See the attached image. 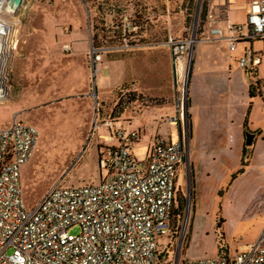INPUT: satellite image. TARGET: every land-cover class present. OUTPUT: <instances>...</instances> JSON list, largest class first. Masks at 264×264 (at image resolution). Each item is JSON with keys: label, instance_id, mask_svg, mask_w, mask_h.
Wrapping results in <instances>:
<instances>
[{"label": "rangeland", "instance_id": "1", "mask_svg": "<svg viewBox=\"0 0 264 264\" xmlns=\"http://www.w3.org/2000/svg\"><path fill=\"white\" fill-rule=\"evenodd\" d=\"M206 3L223 18L232 0H24L16 12L5 5L0 17L12 26L18 47L3 71L0 129L17 118L40 133L22 173L28 208L57 184L101 182L99 135L107 132L97 125L103 121L144 130L136 149L141 163L152 135L169 140L177 128L178 138L186 136L188 158L178 190L181 215L173 221L179 231L173 246L163 248V264L233 257L258 240L264 230V77L248 120L256 141L242 153L229 149L233 156L223 158L215 174H205L200 190L194 180L186 82L198 42L208 37ZM171 38L195 41L185 53L181 82V66L167 47ZM180 113L181 121L171 125Z\"/></svg>", "mask_w": 264, "mask_h": 264}, {"label": "built area", "instance_id": "2", "mask_svg": "<svg viewBox=\"0 0 264 264\" xmlns=\"http://www.w3.org/2000/svg\"><path fill=\"white\" fill-rule=\"evenodd\" d=\"M222 22V17L208 11V38L226 40L231 52L242 42L264 40V0L251 2L245 24H228L225 31ZM13 34L12 26L0 17L4 69L15 48ZM194 42L171 38L167 43L178 66L185 63V53ZM259 64L249 50L239 61L250 73ZM177 77L183 81L180 70ZM181 119V113L172 117L171 125ZM97 126L107 132L99 135L101 182L57 184L30 208L22 173L33 159L40 133L17 118L0 129V264H160L163 248L172 244L179 170L188 158L186 136L179 134L177 140L155 136L141 163L136 156L143 138L140 129L117 126L114 120ZM75 228L79 232L71 233ZM164 238L169 240L167 245L162 243ZM185 264H264V230L233 257L188 259Z\"/></svg>", "mask_w": 264, "mask_h": 264}, {"label": "crops", "instance_id": "3", "mask_svg": "<svg viewBox=\"0 0 264 264\" xmlns=\"http://www.w3.org/2000/svg\"><path fill=\"white\" fill-rule=\"evenodd\" d=\"M252 1L232 0L223 17L222 26L225 31L228 24L246 23ZM248 50L260 59V64L252 73L239 65L240 59ZM261 77H264V40L242 42L238 44L235 52L230 51L226 40H212L207 37L198 42L188 87L192 125V137L188 147L194 166L196 188H203L204 181V184L207 183L205 174H215L219 167L222 168L223 158L227 155L233 156L231 151L238 150V153H242L248 148L244 131L246 124L250 133L255 134L254 142L256 141V130L248 120L258 98L254 93L260 89ZM121 127L125 128L123 125ZM239 127L243 132L237 129ZM135 129H140L143 136L146 134L141 128ZM175 132L170 140L178 139L177 128ZM157 134L159 135L155 136L167 137L165 134ZM155 136L150 137L149 144ZM215 158L218 159V166L213 162ZM183 167L179 170V188ZM211 180L216 186L217 180ZM221 184L222 180L219 186Z\"/></svg>", "mask_w": 264, "mask_h": 264}, {"label": "trees", "instance_id": "4", "mask_svg": "<svg viewBox=\"0 0 264 264\" xmlns=\"http://www.w3.org/2000/svg\"><path fill=\"white\" fill-rule=\"evenodd\" d=\"M208 7H209V4L208 3H206L205 4V6H204V8H203V12H202V20L205 22V20H206V16H207V14H208ZM111 120V119H110ZM115 121V120H114ZM116 122V121H115ZM117 124V123H116ZM118 126H120V125H118ZM245 128H246V132H250L249 130H248V127H247V124L245 125ZM243 169H241V171H239L238 172V174H242L243 173ZM235 175H233V177H234ZM235 178V177H234ZM178 199H179V196H178V194H177V199H176V203H175V206H174V210H173V219H172V233H173V239H172V244H173V240H174V237H175V235H177L178 234V231H179V227L177 226V227H175L174 226V224H173V221L175 220V218H176V216H180L181 215V209H182V205H179L178 206ZM176 206H178V208H180L179 209V211H178V213L177 214H175L176 213ZM172 244H169V245H167L166 247H165V250L166 249H169V248H171L173 245ZM164 257H163V255L161 256V258H160V264H163V261H164V259H163Z\"/></svg>", "mask_w": 264, "mask_h": 264}, {"label": "water", "instance_id": "5", "mask_svg": "<svg viewBox=\"0 0 264 264\" xmlns=\"http://www.w3.org/2000/svg\"><path fill=\"white\" fill-rule=\"evenodd\" d=\"M23 0H9L7 3V8L11 10L12 12H16L20 6H22ZM191 68V67H190ZM189 68V71L191 70ZM189 82V75L187 77L186 85ZM255 134L246 132V146L251 147L254 143Z\"/></svg>", "mask_w": 264, "mask_h": 264}, {"label": "bare ground", "instance_id": "6", "mask_svg": "<svg viewBox=\"0 0 264 264\" xmlns=\"http://www.w3.org/2000/svg\"><path fill=\"white\" fill-rule=\"evenodd\" d=\"M5 3H6V0H0V13L4 10ZM2 45H4L3 42H2ZM14 45H15L14 50H17L18 43H16V44L14 43ZM2 53L3 52L0 50V57H2ZM6 55L8 56L9 54H6ZM183 70H184V66L182 65L181 68H180L181 74L183 73ZM3 71H4V67L3 66H0V92L4 95L5 92H6V85H5L6 78L3 76ZM0 101H1V98H0Z\"/></svg>", "mask_w": 264, "mask_h": 264}]
</instances>
